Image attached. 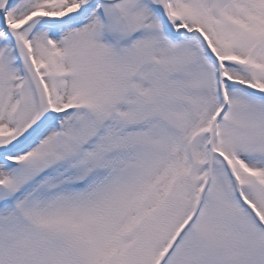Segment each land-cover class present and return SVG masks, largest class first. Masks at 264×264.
I'll use <instances>...</instances> for the list:
<instances>
[{
    "label": "snow or ice",
    "instance_id": "6c2138e0",
    "mask_svg": "<svg viewBox=\"0 0 264 264\" xmlns=\"http://www.w3.org/2000/svg\"><path fill=\"white\" fill-rule=\"evenodd\" d=\"M0 264H264V0H0Z\"/></svg>",
    "mask_w": 264,
    "mask_h": 264
}]
</instances>
